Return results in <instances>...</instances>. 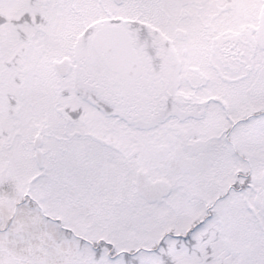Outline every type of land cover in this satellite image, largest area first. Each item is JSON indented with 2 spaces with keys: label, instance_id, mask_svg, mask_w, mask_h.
<instances>
[{
  "label": "snow or ice",
  "instance_id": "obj_1",
  "mask_svg": "<svg viewBox=\"0 0 264 264\" xmlns=\"http://www.w3.org/2000/svg\"><path fill=\"white\" fill-rule=\"evenodd\" d=\"M0 264H264V0H0Z\"/></svg>",
  "mask_w": 264,
  "mask_h": 264
}]
</instances>
